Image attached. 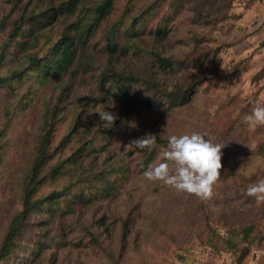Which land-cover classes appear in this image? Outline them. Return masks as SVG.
I'll use <instances>...</instances> for the list:
<instances>
[{"label": "rangeland", "instance_id": "rangeland-1", "mask_svg": "<svg viewBox=\"0 0 264 264\" xmlns=\"http://www.w3.org/2000/svg\"><path fill=\"white\" fill-rule=\"evenodd\" d=\"M100 1L0 0V77L25 73L0 86V247L40 141L49 139L54 161L70 158L38 194L66 190L29 211L0 264H264V200L244 192L264 179V123L241 120L253 101L264 104V0H115L99 19ZM66 31L80 35V48L72 75L56 85L37 58ZM110 63L141 79L100 102ZM191 85L189 103L172 106L167 93ZM192 130L224 145L206 200L142 175L162 159L168 135ZM148 134L163 142H132Z\"/></svg>", "mask_w": 264, "mask_h": 264}, {"label": "trees", "instance_id": "trees-1", "mask_svg": "<svg viewBox=\"0 0 264 264\" xmlns=\"http://www.w3.org/2000/svg\"><path fill=\"white\" fill-rule=\"evenodd\" d=\"M80 0H72V7L78 3ZM86 1V0H81ZM115 0H101L95 7H94V14L98 16L99 19H103L108 11L111 9L113 2ZM6 29L5 20H0V33L3 32ZM19 32V29L17 27H14L13 31L10 33L11 40L16 39V35ZM21 35H23V32H20ZM30 35L34 36L33 40L36 42L37 36L35 35V32L31 31ZM80 35H76L75 32H69L66 31L63 33L60 38L53 42L50 51L48 54H46L45 58H37L39 64H43V70L46 68L45 74H42V77L44 80H53L56 85H61V83L65 80V77H69L72 75L71 68L75 64L77 50L80 48V44L78 43ZM25 43H21L19 46L22 47ZM117 47V45L112 42L110 44L109 50L111 53L114 51V49ZM7 48V47H6ZM6 48H4L0 52V65L4 62L6 57ZM23 48V47H22ZM128 50L127 47L121 48L122 53H126ZM155 61H157L159 66H167L170 68H173V62L169 58H164L160 56L157 53L153 54ZM37 59L30 58V62H35ZM42 59V60H41ZM49 63V65H47ZM25 73L23 71H15L11 73L9 76L0 77V86L4 85L5 83L13 80V79H19L23 77ZM67 77V78H68ZM140 77L137 75H131L126 76L120 73L116 72L115 66L113 63L109 64V68L106 72L102 73L99 78V90L103 92V95L99 97L100 102H104L106 98L111 99H119L125 95H127L128 87L133 82H139ZM128 83V84H126ZM65 84V83H63ZM110 85L109 88L106 90V85ZM127 85V86H126ZM64 91L66 92L68 90L67 86H63ZM66 87V88H65ZM111 88L115 90V92L111 91ZM180 89L178 91H172L170 93H167L168 97L171 99L170 104L172 106H184L187 103H189V96L193 92L192 85L189 86L188 89L182 91V93L178 94ZM66 92L65 94H67ZM63 95V97L65 96ZM106 96V97H105ZM129 113V111H125L123 114L126 116ZM46 137V136H43ZM42 137V138H43ZM48 141H40V147L36 151V155L34 157L33 164L29 170L30 176L29 179L26 181V183L23 186L22 189V206L20 211L14 215V217L11 219L10 224L8 226L7 232L5 234V237L3 239L2 245L0 247V261L5 259L12 246L14 245V239L17 237L20 233L21 225L28 215L29 211L32 209L43 207H50L53 204V201L63 193L66 189H60L59 187H56V190H52L48 192L47 194H38V188L39 184H41L44 180V177H47L49 179L57 180L65 173L66 164L70 162V158L65 161H54V150H52L51 143ZM163 141H160L159 139L155 140V144L153 146L154 149H156L157 144L161 143ZM107 160V158H106ZM66 163V164H65ZM71 163L76 165L77 163L73 160H71ZM65 164V165H64ZM44 168L42 169V167ZM114 169V168H112ZM48 171V172H47ZM44 172H47L46 176H41ZM104 171L102 169L98 170L97 175L100 177Z\"/></svg>", "mask_w": 264, "mask_h": 264}, {"label": "clouds", "instance_id": "clouds-1", "mask_svg": "<svg viewBox=\"0 0 264 264\" xmlns=\"http://www.w3.org/2000/svg\"><path fill=\"white\" fill-rule=\"evenodd\" d=\"M251 111L242 115L244 123L255 125L264 123V104L253 101ZM100 119L111 122L114 115L108 111L99 113ZM155 135L148 134L132 141L139 148L155 143ZM223 144L213 143L207 134L192 130L170 134L162 159L149 163L142 175L148 180L162 181L178 192L194 194L202 200L213 195V185L218 181L221 168V148ZM247 196L257 201L264 200V179L244 189Z\"/></svg>", "mask_w": 264, "mask_h": 264}]
</instances>
